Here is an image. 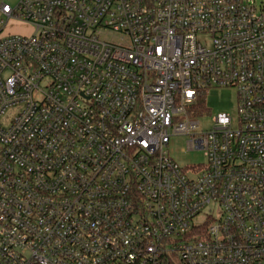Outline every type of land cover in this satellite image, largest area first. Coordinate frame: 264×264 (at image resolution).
Segmentation results:
<instances>
[{
    "label": "built area",
    "instance_id": "2783aa9c",
    "mask_svg": "<svg viewBox=\"0 0 264 264\" xmlns=\"http://www.w3.org/2000/svg\"><path fill=\"white\" fill-rule=\"evenodd\" d=\"M0 14V264H264V5L19 0ZM11 21L32 33H3ZM223 86L236 125L221 113L204 131L196 103ZM176 135L206 164L181 167Z\"/></svg>",
    "mask_w": 264,
    "mask_h": 264
},
{
    "label": "rangeland",
    "instance_id": "374dc122",
    "mask_svg": "<svg viewBox=\"0 0 264 264\" xmlns=\"http://www.w3.org/2000/svg\"><path fill=\"white\" fill-rule=\"evenodd\" d=\"M4 1L11 5H16L19 0H0V3ZM253 1V0H252ZM256 4L260 7L264 5V0H255ZM1 18V14H0ZM1 28V27H0ZM3 33H18V34H30L32 33V27L23 22L11 21L5 28ZM109 40H115L116 42H127V39L118 33H109L104 35ZM206 112L199 116V121L202 130L209 129L215 117L218 114L226 113L233 117L234 124L239 115V99L238 91L234 86L212 87L207 89L205 96ZM188 136L176 135L171 138L168 145V151L170 156L183 168H189L191 166L202 167L206 164L207 159L202 150H189L187 142ZM204 211H207L204 210ZM204 215L201 214L195 219V222L201 223L204 221Z\"/></svg>",
    "mask_w": 264,
    "mask_h": 264
},
{
    "label": "trees",
    "instance_id": "16d2710c",
    "mask_svg": "<svg viewBox=\"0 0 264 264\" xmlns=\"http://www.w3.org/2000/svg\"><path fill=\"white\" fill-rule=\"evenodd\" d=\"M205 96H206V90H204L201 93V96L199 97L197 103H196V111L195 114L201 113L202 111H206V103H205Z\"/></svg>",
    "mask_w": 264,
    "mask_h": 264
}]
</instances>
